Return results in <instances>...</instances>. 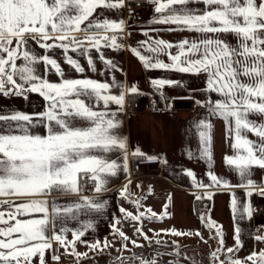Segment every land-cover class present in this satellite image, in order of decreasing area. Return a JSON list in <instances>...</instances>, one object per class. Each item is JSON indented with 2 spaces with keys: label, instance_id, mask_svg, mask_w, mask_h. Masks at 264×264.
Segmentation results:
<instances>
[{
  "label": "snow or ice",
  "instance_id": "obj_1",
  "mask_svg": "<svg viewBox=\"0 0 264 264\" xmlns=\"http://www.w3.org/2000/svg\"><path fill=\"white\" fill-rule=\"evenodd\" d=\"M154 3V16L150 23L175 24L182 26L181 30L199 33L201 37L191 41L184 39L175 44L163 39L146 40L141 42V47H146L150 55L141 54L137 48H132V51L146 69L207 74V90L219 93L222 98L209 99L203 106L209 109L210 115L223 118L230 137L234 133V143L231 144L234 154L225 156V162L242 181L236 187L248 189V196L253 192L264 196V181L257 184L251 178L254 166L264 169V0H154ZM193 3L206 7L199 10L189 7ZM124 6L125 0H0V95L27 98V93L33 92L39 93L48 102L47 110L35 116L14 108H0V197H6L0 199V206H7L8 209L0 211V225H3L0 226V264H31L33 257H38L40 264H45V249L51 247V239L65 247L71 245L77 257H87V253H76L74 245L92 227L91 221L72 231L73 241H67L64 235L69 229H57L56 225L58 221L63 224L69 217L77 219L81 212L87 215L99 213L105 208L106 201L81 196L80 183L91 180L95 193L106 190L108 178L121 170V165L107 153L117 149L123 151V169H127V142L117 131L119 122L115 119L116 113L98 111L86 102L95 99L102 101L105 108L114 103L122 109L125 90L112 94L114 77L113 84L90 78H65L64 69L51 52L61 49L66 64L75 72L84 73L85 67L69 53L79 52L81 56H87L88 66L95 72L97 69L91 55L95 49L105 67L115 69L116 65L105 58L101 48L120 47L118 35L123 33L125 22L123 19H97V16L100 9L119 10ZM221 34L231 35L236 43L228 42ZM33 41L49 54L41 55L29 48V43ZM174 47L177 52L172 54L169 50ZM161 54L167 55L170 62L160 59ZM41 66L45 71L58 75L60 82H50L45 78L40 71ZM151 83L159 89L174 82L154 79ZM119 87L124 88L122 84ZM126 91L135 94L139 90L131 85ZM252 116L259 119L253 120ZM40 126L46 128V134L34 131ZM198 127L210 129L212 125L201 120ZM248 133H254L258 139H249ZM199 135L206 145L210 144L211 138L205 131ZM135 154L142 155L139 151ZM202 156L211 163L213 157L208 146L203 149ZM187 175L195 180L192 171H188ZM207 175L211 183L197 182L198 187H233L211 170ZM54 193L75 194L78 202L58 205L55 199L50 202L45 198ZM127 193L125 186L120 194L126 197ZM16 197L27 199L15 204L12 198ZM132 202L140 208L139 200ZM232 206L235 210V198ZM164 207L166 209L167 204ZM120 211L125 218L135 221L142 218L163 219L168 215L164 211L157 216L151 208L147 216L143 211L137 215L124 208ZM243 211L251 217L250 204ZM32 214H39V218H18ZM119 223L117 220L116 224ZM207 226L210 229L216 227L210 217ZM137 231L152 242L141 228ZM216 232L222 246V230L216 227ZM116 233L122 240L129 239L119 228H116ZM239 233L240 229L236 228L238 247ZM171 234L187 235L174 229ZM256 239L264 240V236H257ZM132 243L136 244V241ZM155 243L164 242L157 240ZM109 246L107 242L101 245L99 241L88 245L91 250L99 251ZM122 247L126 249L127 245ZM221 250L218 248L210 253L213 261H218ZM226 251L232 254L234 249L227 248ZM173 255H180L179 246L175 247ZM189 259L195 264L194 257ZM246 259L252 264H264V250L258 254L253 252ZM117 260L118 264H125L126 260H131L133 264H157L155 259L135 255L118 257ZM219 264L244 262L229 255L226 261H219Z\"/></svg>",
  "mask_w": 264,
  "mask_h": 264
},
{
  "label": "crops",
  "instance_id": "obj_2",
  "mask_svg": "<svg viewBox=\"0 0 264 264\" xmlns=\"http://www.w3.org/2000/svg\"><path fill=\"white\" fill-rule=\"evenodd\" d=\"M138 0H125V6L119 10H98L100 18L123 19L125 22V42L119 48L103 47L106 59H111L116 65L115 69L106 68L102 61L98 59L95 49L91 55L94 59L97 71H91L88 66L87 56H81L79 52L69 53L78 59L80 64L85 67L84 73H77L68 66L59 48L53 49L51 55L58 60L65 71V78L82 79L90 78L100 82H108L115 85L111 88L112 94H119L125 90V103L120 106L111 103L105 108L102 101L95 99L86 101L94 105L98 111L115 112V119L119 122L118 133L126 138L127 142V169H123L124 153L121 150H114L107 153L111 159L116 160L121 165V170L115 176L108 178L106 190L100 193L84 194L106 201L105 208L99 213L92 212L85 215L84 212L78 214L77 219L70 217L63 224L57 222V229L67 228L65 233L67 241H73L72 231L80 228L87 221H91L92 227L88 228L85 235L75 242L74 250L76 253H87V257H77L73 254L71 245L62 246L55 239H51V247L45 249V264H118V257H132L133 255L143 258H151L157 264H192L194 257L195 264H219V261H226L231 255L232 259H239L244 264H252L247 261V257L253 252L259 253L264 250V240H257V236H264V217L258 219L252 215L249 217L243 211L244 207L251 205L252 212L258 204L264 205V196L253 192L247 195L248 189L236 187L242 183L238 174L232 170L225 162V156L233 155L234 150L231 144L234 143V133L230 137L227 132L226 122L219 116L209 114V109L203 106L209 99L216 100L220 97L219 93L208 91V76L204 72L200 73H181L175 70L146 69L139 57L135 55L132 48H137L141 54L150 55L146 47H141V42L163 39L166 42L178 43L184 39L193 40L201 37V34L181 30L182 26L175 24L150 23L154 16L153 7L149 9L145 18L140 22H130L126 18V7ZM144 1V0H142ZM189 7L201 9L206 7L203 4L193 3ZM148 35L145 36L144 33ZM228 42L235 44V39L229 34H221ZM52 43V41H49ZM29 48L41 55L49 54L34 41L30 42ZM172 54L177 52L174 47L169 50ZM160 59L170 62L167 55L161 54ZM17 63H20L18 61ZM41 73L50 82H60L58 75L53 71H45L43 66ZM154 79L171 80L173 84H166L162 88H157L151 81ZM123 85L121 89L119 85ZM135 85L138 93H128V86ZM149 86H153L166 102L167 110L162 112H135L127 113L125 108L127 102L144 98H150ZM48 102L39 94L28 92L27 98L23 96H10L8 98L0 95V108L16 109L25 114L33 115L43 113L47 110ZM10 114V113H5ZM251 119L258 120L256 116ZM201 120L210 123V129L198 127ZM39 134H46L43 126L34 129ZM205 131L211 138L210 144L206 145L199 133ZM248 138L257 140L254 133H248ZM208 146L212 153V161L202 156L203 149ZM142 153L137 155L135 153ZM191 153V156L189 155ZM158 159L157 164L151 165L152 173L142 178H130L131 164L140 159ZM211 170L218 177H223L230 182L233 187H198L197 182L205 185L211 183L207 175ZM188 171L195 174L188 176ZM252 179L257 184L264 181V169L259 167L252 168ZM91 180H83L84 182ZM93 183V182H92ZM127 186L126 197L121 196V191ZM151 189V192L149 191ZM211 193V197H208ZM199 196L201 199L197 200ZM50 202L56 200L58 205H71L76 201L75 194L57 195L52 194L45 197ZM237 201L236 209H233L232 200ZM6 199V197H0ZM15 204L24 202L26 197L12 198ZM140 201V208L132 201ZM205 201L207 206L202 214H199V204ZM78 202V201H76ZM167 208L165 209V205ZM121 208L137 215L143 211L145 215H150L148 209L159 216L164 211L168 215L163 219L153 218L151 220L142 218L135 221L125 218ZM7 206H0V211H7ZM203 217V219H201ZM209 217L215 222L223 233L224 244H219L220 237L217 235L216 227L207 226ZM22 219L39 218V214L18 217ZM119 220L120 223L116 224ZM115 225V228H114ZM3 226V225H0ZM116 228L123 231L128 240L116 233ZM138 228L151 238L152 242L144 239V236L137 231ZM239 228L240 246H237L235 229ZM176 230L187 235H174L171 230ZM167 230V231H164ZM196 233H199L197 235ZM53 235V233H49ZM162 241L163 244H156L155 241ZM99 241L101 245L107 242L110 246L102 251L91 250L88 245ZM136 244L141 245L137 247ZM52 244L58 247L57 253L52 250ZM126 244L125 249L122 245ZM179 246L180 255H173L175 247ZM218 248L222 250L218 253V261H213L211 252H216ZM233 248L234 252L228 254L226 249ZM160 253L161 255H157ZM59 257V259H54ZM31 264H40L38 257H33ZM125 264H133L131 260H126Z\"/></svg>",
  "mask_w": 264,
  "mask_h": 264
},
{
  "label": "built area",
  "instance_id": "obj_3",
  "mask_svg": "<svg viewBox=\"0 0 264 264\" xmlns=\"http://www.w3.org/2000/svg\"><path fill=\"white\" fill-rule=\"evenodd\" d=\"M155 6L154 0H138L131 4H128L126 7V18L130 22H140L142 21L147 12L151 7ZM131 14V15H130ZM125 33L126 29H124L123 33H119L118 35V43L121 45L125 42ZM150 98L139 99L135 101L127 102L126 112L127 113H135V112H162L167 110V105L160 92H158L153 86H149L148 88ZM158 159H140L136 160L131 164V174L130 178H142L150 175L153 171L151 165L157 164ZM152 170V171H151ZM81 192L84 194L93 193V183L92 182H84L81 186ZM207 206L205 201H201L199 204V214H202L204 208ZM252 216L254 218H262L264 217V205L258 204L253 212ZM52 250L54 253H57L58 247L56 244H52Z\"/></svg>",
  "mask_w": 264,
  "mask_h": 264
}]
</instances>
